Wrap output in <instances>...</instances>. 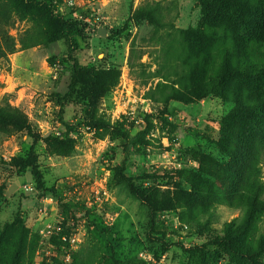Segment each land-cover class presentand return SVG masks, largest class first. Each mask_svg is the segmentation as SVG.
<instances>
[{
    "label": "rangeland",
    "instance_id": "rangeland-1",
    "mask_svg": "<svg viewBox=\"0 0 264 264\" xmlns=\"http://www.w3.org/2000/svg\"><path fill=\"white\" fill-rule=\"evenodd\" d=\"M84 1L63 16L55 0H0V44H15L0 59V105L22 110L28 127H0V264H249L209 241L247 209L199 213L206 201L190 186L209 193L230 160L222 134L235 103L167 100L162 89L177 57L163 47L198 24L200 0ZM43 6L77 31L54 40ZM75 60L102 71L94 102L72 84ZM233 240L246 246L250 234Z\"/></svg>",
    "mask_w": 264,
    "mask_h": 264
},
{
    "label": "trees",
    "instance_id": "trees-1",
    "mask_svg": "<svg viewBox=\"0 0 264 264\" xmlns=\"http://www.w3.org/2000/svg\"><path fill=\"white\" fill-rule=\"evenodd\" d=\"M21 1L27 8L33 2ZM200 7L198 24L175 28L174 38L163 47L165 58L166 55L177 57L168 64L172 84L170 87L165 84L162 89L169 88L167 100L192 103L213 95L235 103L222 134L227 146L221 148L230 160L221 164L218 161L219 170L213 173V180L207 181L209 193L200 190L198 182H191L190 186L197 194L195 198H201V203L206 201V205L198 202L199 213L202 206L208 210L213 205L247 209L246 222L230 223L227 236L215 234L209 241L211 245L234 247L237 254L249 257V264H264L260 260L264 256L261 224L264 216V54L255 50V46H264V0H200ZM42 8L52 18L54 40L65 39L77 31L75 22L53 15L47 6ZM141 15L151 21L157 19L152 11ZM159 26L164 28L166 23L159 21ZM14 51L15 44L5 39L0 44V59ZM162 69L159 77L169 78L162 74ZM71 79L72 84L83 86L84 95L91 102L96 100L102 86V71L75 60ZM5 125L28 128L22 110L8 103L0 105V127ZM193 197L185 198L187 208L195 200ZM210 224L209 219L207 225ZM245 232L250 234V243L240 247L233 237H244Z\"/></svg>",
    "mask_w": 264,
    "mask_h": 264
},
{
    "label": "built area",
    "instance_id": "built-area-1",
    "mask_svg": "<svg viewBox=\"0 0 264 264\" xmlns=\"http://www.w3.org/2000/svg\"><path fill=\"white\" fill-rule=\"evenodd\" d=\"M55 3L58 6V12H61L60 14L64 16L65 14L68 13V12L65 13V9L68 11V10L80 8L85 3V1L84 0H55Z\"/></svg>",
    "mask_w": 264,
    "mask_h": 264
},
{
    "label": "water",
    "instance_id": "water-1",
    "mask_svg": "<svg viewBox=\"0 0 264 264\" xmlns=\"http://www.w3.org/2000/svg\"><path fill=\"white\" fill-rule=\"evenodd\" d=\"M98 34L99 35H104L105 34V31L103 29H99Z\"/></svg>",
    "mask_w": 264,
    "mask_h": 264
}]
</instances>
